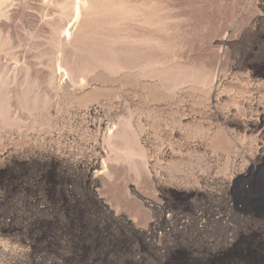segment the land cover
Wrapping results in <instances>:
<instances>
[{"label": "rangeland", "instance_id": "1", "mask_svg": "<svg viewBox=\"0 0 264 264\" xmlns=\"http://www.w3.org/2000/svg\"><path fill=\"white\" fill-rule=\"evenodd\" d=\"M263 145L264 0H0V264H264Z\"/></svg>", "mask_w": 264, "mask_h": 264}, {"label": "bare ground", "instance_id": "2", "mask_svg": "<svg viewBox=\"0 0 264 264\" xmlns=\"http://www.w3.org/2000/svg\"><path fill=\"white\" fill-rule=\"evenodd\" d=\"M263 146H264V145H263ZM257 152H258V151H257ZM254 158H255V157H254ZM91 167H92V165H91ZM86 168H87V167H86ZM255 168H256V167H255ZM86 171H87V170H86ZM250 201L253 202V199H250ZM235 202H236V205H237V206H238V203H240V201L237 199V197L235 198ZM253 203H254V202H253ZM258 212H259V211H258ZM260 221H261V220H260ZM227 227H228V226H227ZM233 228H234V227H233ZM237 229H238V228H237ZM237 229H236V230H237ZM236 230H233V232L236 231ZM238 231H239V229H238ZM241 232H242V231H241ZM234 233H235V232H234ZM228 236H229V235H228ZM226 237H227V236H226ZM229 238H230V236H229ZM226 241H227V240H226ZM228 241H229V240H228ZM230 242H231V240H230ZM73 244H74V243H73ZM228 244H229V243H228ZM224 247H225V245H224ZM78 248H79V247H78ZM78 248H77V249H78ZM85 249H86V248H85ZM90 252H91V251H90ZM86 253H87V252H86ZM91 253H92V252H91ZM90 256H91V255H90ZM90 256H89V257H90ZM89 259H90V258H89Z\"/></svg>", "mask_w": 264, "mask_h": 264}]
</instances>
